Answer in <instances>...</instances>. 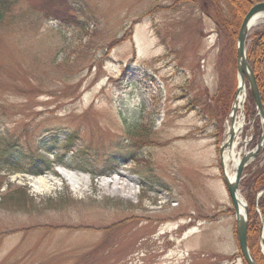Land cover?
<instances>
[{"label":"rangeland","instance_id":"374dc122","mask_svg":"<svg viewBox=\"0 0 264 264\" xmlns=\"http://www.w3.org/2000/svg\"><path fill=\"white\" fill-rule=\"evenodd\" d=\"M225 42L187 1L17 0L0 21V264H244L217 151L238 86ZM247 85L241 156L264 131ZM259 149L244 169H264ZM22 159L50 169L7 165Z\"/></svg>","mask_w":264,"mask_h":264},{"label":"trees","instance_id":"16d2710c","mask_svg":"<svg viewBox=\"0 0 264 264\" xmlns=\"http://www.w3.org/2000/svg\"><path fill=\"white\" fill-rule=\"evenodd\" d=\"M17 0H0V21L5 17V15L11 11L13 5H15ZM181 1V0H180ZM190 2L191 5L196 6L202 13L207 15L214 25L216 26V30L218 31L219 36L226 40V45L230 47L232 45V50L234 51L235 41L237 37V32L240 27V24L249 10V8L257 2H261L264 0H182ZM12 5V6H11ZM44 6H39L41 10ZM43 13H51L50 16L58 19L59 15L56 12L58 9L54 8L50 11L48 8L43 9ZM248 48H247V61L251 66L253 73L256 77L261 103L264 108V30L254 29L252 33L248 36ZM230 92V91H229ZM250 106H246V111L249 117L254 115V110L252 106V99L249 97ZM259 124L256 122V128L254 130V140H258L261 134L260 129L258 128ZM144 132V131H143ZM141 134H143L141 132ZM67 140H70L68 138ZM33 156V155H32ZM29 161H24L25 159L14 161L9 165V168H12L14 171L19 172H28L32 175H39L44 172V170L50 169V164L45 163L44 167H39V164H33L31 169H26L23 165V161L29 163L32 161L30 156L27 157ZM264 159V158H263ZM5 162L3 158L0 159V167ZM256 163V162H255ZM254 163V164H255ZM256 167H249L244 169V173L246 176L243 178L240 187L241 190L245 189L246 193V202L248 203V228H247V241L251 254H253L254 260L258 264L263 263L262 254H260L259 250V238H260V229L262 224H264V192L257 197V201L255 200L257 193L260 190L264 189V169H259L258 165L255 164ZM264 166H262L263 168ZM34 168V169H33ZM79 168V167H77ZM79 169L86 171L82 167ZM18 189L16 193L23 195V192ZM7 199L10 200V197L7 196ZM21 202H23L22 198ZM263 241H264V233H263ZM264 243V242H263ZM241 253L239 252V255ZM241 256V255H240ZM244 264H246L244 262Z\"/></svg>","mask_w":264,"mask_h":264},{"label":"water","instance_id":"95a60500","mask_svg":"<svg viewBox=\"0 0 264 264\" xmlns=\"http://www.w3.org/2000/svg\"><path fill=\"white\" fill-rule=\"evenodd\" d=\"M259 16H264V1L258 2L253 4L249 10L246 12L240 27L237 32V38H236V68L238 73V86L236 95L234 96V101L231 106V113L229 115L230 119V125L227 128V132L225 135L224 142L221 143L219 146L218 151V161L220 166V172L222 175V182L225 185L226 192L228 195V198L230 200L229 203H231L233 207V213H234V222H235V235L239 246L240 255H242L243 260L246 262V264H257L249 250L248 241H247V228H248V206L246 202H244V199L241 197L239 193V183L242 178V171L245 166H247L253 158L257 156V153L259 151V148H261L262 144L264 143V131L261 135V139L254 148V150L249 153H244L240 159L237 161L234 159V155H232V150L235 147L234 143V137L236 131L240 128L238 126L237 130L234 129V123H235V117H236V111L238 107L237 104V95L238 93L244 89L245 90V80L248 83V90L249 94L252 97L253 103L256 108V114L255 117H259L261 122L264 125V109L262 107L259 89L256 81V77L253 73V70L251 69L250 65L248 64V61L246 59V48L245 43L247 39V33L253 26V22L256 18ZM246 95V94H245ZM242 111L243 109V102L241 104V107H239ZM245 145V144H244ZM227 154L228 156V162L227 165L224 164L223 155ZM240 154V153H238ZM226 166L233 171V177L230 179L226 173ZM264 191H261L258 193L260 195ZM241 203L243 212L239 213L238 210V204ZM263 241L261 240V243ZM263 245V243H262ZM264 250V245H263ZM264 253V251H263Z\"/></svg>","mask_w":264,"mask_h":264},{"label":"bare ground","instance_id":"6f19581e","mask_svg":"<svg viewBox=\"0 0 264 264\" xmlns=\"http://www.w3.org/2000/svg\"><path fill=\"white\" fill-rule=\"evenodd\" d=\"M256 21V19L254 20V22ZM253 22V23H254ZM245 94H246V91L244 90V89H242L239 93H238V95L236 96L237 97V104H236V106L239 108V107H241V104H242V102H244V99H245ZM237 128H238V126L236 125V124H234V129H236L237 130ZM232 150V155H234V159L237 161L238 159H240V156L239 155H235V153H234V150L233 149H231ZM228 155L225 153L224 155H223V161H224V164L225 165H227V160H228V157H227ZM227 169H228V167L226 166V173H227V175H228V177L231 179L232 177H233V171H231V173H229L228 171H227ZM59 172L62 174V176L65 178V179H68V180H70V181H73V182H77V181H79V177H78V175L74 172V171H71L70 169H66V168H63V167H59ZM82 177H86V176H84L83 174H82ZM48 179H46V178H43V177H40L38 180H36L37 181V183H39L40 184V186H46L47 185V181ZM238 210H239V213H242L243 212V208H242V205H241V203H239L238 204Z\"/></svg>","mask_w":264,"mask_h":264}]
</instances>
